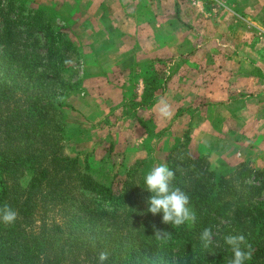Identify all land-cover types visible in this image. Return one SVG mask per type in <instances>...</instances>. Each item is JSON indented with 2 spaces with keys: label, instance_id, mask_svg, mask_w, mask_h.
Returning a JSON list of instances; mask_svg holds the SVG:
<instances>
[{
  "label": "trees",
  "instance_id": "1",
  "mask_svg": "<svg viewBox=\"0 0 264 264\" xmlns=\"http://www.w3.org/2000/svg\"><path fill=\"white\" fill-rule=\"evenodd\" d=\"M81 61L76 36L44 8L0 0V206L19 213L12 225L0 222V264H99L105 250L106 264H228L224 237L241 233L254 249L248 264H264V180L250 163L218 174L184 137L166 164L197 221L176 229L147 211V173L109 174L87 155L66 154L63 115L81 86L70 74ZM160 72L146 71L142 105L154 104ZM206 227L214 233L208 249L200 240ZM157 229L170 236L158 239Z\"/></svg>",
  "mask_w": 264,
  "mask_h": 264
},
{
  "label": "crops",
  "instance_id": "2",
  "mask_svg": "<svg viewBox=\"0 0 264 264\" xmlns=\"http://www.w3.org/2000/svg\"><path fill=\"white\" fill-rule=\"evenodd\" d=\"M201 1L30 0L60 12L75 32L86 93L71 105L89 121H104L116 107L123 110L131 88L139 104L127 117L135 124L130 136L145 140L151 138L150 120L153 131L162 132L179 108L205 99L206 117L191 128V137L238 140L227 148L240 149L241 163L253 162L264 154V0ZM158 60L168 63L170 83L161 94L158 90L152 106H144L146 71ZM161 97L172 106L171 119L158 114Z\"/></svg>",
  "mask_w": 264,
  "mask_h": 264
},
{
  "label": "rangeland",
  "instance_id": "3",
  "mask_svg": "<svg viewBox=\"0 0 264 264\" xmlns=\"http://www.w3.org/2000/svg\"><path fill=\"white\" fill-rule=\"evenodd\" d=\"M17 1L19 3L27 4L28 7H35L33 3L29 4L31 3L30 0ZM208 1L209 0H203V3ZM39 6L40 5H38V7ZM41 7L42 6L39 8ZM45 10L48 15L52 16L55 22L60 23L61 26L71 32L75 37V32H73L65 23L68 21V18H64L60 12L55 10ZM82 64L81 61V65L78 68L79 72L77 71V73H74V70L70 73L74 83L79 81V85L83 82L82 78L84 72ZM168 66V63L159 67L155 66V68L161 70L158 75L160 94L164 91V87L168 89V84L170 83L169 76L166 72ZM155 68H153V70H155ZM132 92V89L129 88V91L126 93L127 97L125 96L123 102L124 111L122 108L119 109L116 107L104 121L99 123L89 121V119L81 113L77 112L74 107L73 109H65L63 118L67 123L66 136L68 139L66 154L87 155L90 165L94 170L105 171L109 174L119 173L120 175H124L132 168H135L139 172L147 173L153 166L166 163L169 152L177 145L182 144L184 142V137L188 135L187 137L190 140L188 148L191 155L196 158L205 156L208 159L211 168L218 174H231L240 165L250 163L252 167L263 173V178H261V180H264V154L254 157L253 162L251 160L241 163L243 158L236 156V153L240 149L238 147L227 148L228 145L235 146L238 140H223L213 137L202 138L201 136H197L198 138L191 137V128H194L197 124L199 125L201 117H206L205 111L207 108V102L205 99H200L199 103L192 107L179 108L175 117L171 119V122L166 123V128L162 132L157 133L156 131H153L155 128V122L150 120L149 123L146 124L147 129L150 131V139L146 138L143 140L141 137L135 138L130 136L129 131L132 130L131 127L135 124H131L129 121L127 122L128 119L131 120V118L127 117H129V114L133 111H137L136 107L139 104V102L136 101L137 99H135L136 96ZM83 93L86 92L82 90V86H78L77 88L74 87L73 91L70 92V97L66 100V103L69 106H72L71 103L73 99L82 96ZM125 113L128 114V116ZM135 123H137V121H135ZM200 124L202 123L200 122ZM227 126L233 130L238 129L235 122H229L227 123ZM118 128H123V130L117 131ZM210 128H212V126ZM174 134H176V136H173ZM193 138L196 139L194 140ZM192 140L196 143L194 148H191ZM143 141L144 144H146L145 147L143 146ZM224 151H230L233 153L227 155ZM248 151L249 150H247V152ZM27 184L28 177L22 181V186L26 187Z\"/></svg>",
  "mask_w": 264,
  "mask_h": 264
},
{
  "label": "clouds",
  "instance_id": "4",
  "mask_svg": "<svg viewBox=\"0 0 264 264\" xmlns=\"http://www.w3.org/2000/svg\"><path fill=\"white\" fill-rule=\"evenodd\" d=\"M156 107L161 118L167 120L173 116V111L169 102L161 97ZM176 177L175 170L168 164H159L153 166L145 175L144 181L147 191L152 193L148 199L149 207L147 209L153 215L162 213V223L171 224L178 229L181 226L191 227L197 221V215L190 206V197L180 187L174 184ZM19 217V213L10 205L4 203L0 206V222L5 225L14 224ZM155 227V226H154ZM213 230L206 227L200 234V240L205 249L213 245ZM170 234L163 230H156L158 239H166ZM225 243L230 246L232 257L228 264H248L254 258V249L248 242L244 234L227 235L224 237ZM110 259L108 251H101L98 255L99 264H106Z\"/></svg>",
  "mask_w": 264,
  "mask_h": 264
}]
</instances>
